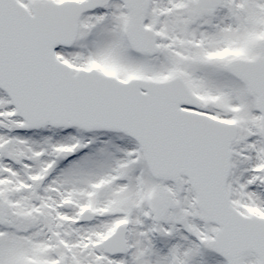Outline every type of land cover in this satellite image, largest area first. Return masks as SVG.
<instances>
[{
	"label": "snow or ice",
	"instance_id": "obj_1",
	"mask_svg": "<svg viewBox=\"0 0 264 264\" xmlns=\"http://www.w3.org/2000/svg\"><path fill=\"white\" fill-rule=\"evenodd\" d=\"M0 264H264V0H0Z\"/></svg>",
	"mask_w": 264,
	"mask_h": 264
}]
</instances>
